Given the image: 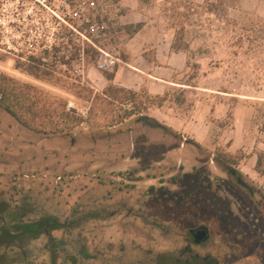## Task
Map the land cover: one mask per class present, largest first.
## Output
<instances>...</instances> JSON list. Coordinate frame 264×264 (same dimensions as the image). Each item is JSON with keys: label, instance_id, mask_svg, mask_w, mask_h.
I'll return each mask as SVG.
<instances>
[{"label": "rangeland", "instance_id": "374dc122", "mask_svg": "<svg viewBox=\"0 0 264 264\" xmlns=\"http://www.w3.org/2000/svg\"><path fill=\"white\" fill-rule=\"evenodd\" d=\"M16 1L2 0V3H6L7 13L10 15L8 18L12 16L13 19L16 16L13 11ZM23 1L24 5H18L16 11L21 21L20 27L16 30H23L24 26L25 30L32 29L37 42L34 48L37 52L35 56H41L42 60L49 64L55 62L53 68L61 70V73H55L68 83L56 85L37 80L17 68L16 63L27 61V56L31 55L27 53L25 45H20L19 51L1 48L0 92L5 93L3 98L15 104L20 119L33 127L48 128L50 122L62 125L64 121L61 116L44 112L48 106L57 110L66 106V110L71 109L86 117V122L63 132L53 134L36 132L0 109V190L4 196H12L15 193L17 198H24L22 196L30 194L28 188L33 184L35 191L40 189L38 191L40 193L35 192L38 201H50L52 210L62 211L58 209V205H63L65 202L68 207L69 204H75V201L74 195L64 191L60 183L68 181L74 184L78 179L91 180L94 163L104 167L113 162L124 165L142 163L146 168L147 177H157L161 173L163 179L176 178L172 175L175 174L172 167L178 162L176 152H183V161L190 159L191 152L189 148L173 150V147H178L177 143L169 144L167 139H162L154 133L168 128L199 141L206 151L220 154L228 163L237 167L244 179L251 181L261 190L255 192L260 199L264 194V175L256 171L255 163L260 155L264 159V131L261 130L264 129V51H251L247 49L246 42L241 48L229 46L231 40H228L229 38L223 33V19L220 17L206 13L192 16L189 48L185 52L188 67L174 74L172 79L185 83L187 75L196 72L197 78L191 81V86L195 88L168 85L166 102L163 104L174 108L168 110L166 116H159L161 122L158 121V124L161 128L142 120L138 123V126L147 133V140L141 145L139 152L140 160H133L132 156L135 154L128 153L118 156L119 159L117 155H110L107 152V148L111 146L110 142L114 139L112 133L136 121L137 117L126 119L123 125L119 123L106 126L104 123L111 118L112 113L109 115L102 107H98L100 102H103L102 99L86 101L82 98V91L78 93L79 89L71 84L77 83L78 79L81 87H88L100 93L106 84L102 85L104 79L98 69L112 71L116 63V71H120V82L139 80L136 72H129L131 68L125 65V62L116 59L112 51L101 52L97 67L92 64L86 65L83 60L77 59L75 53H81L78 48L83 46L85 35L92 33L97 37L100 28H106V24L102 27L95 24L86 27L87 16L95 14L94 6L91 5L88 9L79 4L78 0ZM163 1L120 0L121 5L127 10L119 19L122 24L144 23L142 30L132 38H128L126 34L120 35L123 48L129 57L134 59L132 66L139 70L143 69L144 63L138 58L139 54L151 55L156 43L162 50L163 43L171 42L172 30L165 25L160 11ZM190 1L202 2V0ZM106 6L103 5V14L108 12ZM227 16L237 22H243L248 18L264 19V0H241L240 5L228 10ZM16 30L12 31V35L17 34ZM13 40L15 41V37ZM50 45H54L58 51L49 49ZM45 50L49 53V57H46ZM53 55L56 56L55 60ZM60 57L68 61L69 65H61L58 59ZM180 93L184 98L183 103L175 99ZM205 100L210 104L205 106ZM174 101L179 104H175ZM218 101L223 102L220 108L226 111L221 118L216 116L219 113L215 115L212 113V106ZM34 108L40 112L32 113ZM113 108L118 110V107L106 106L108 110ZM156 115V111L148 109L147 116L154 119ZM234 127L239 132L235 137L236 140L231 144ZM152 164L160 165L162 172ZM197 172L201 178H209L212 183L208 203L212 213L210 218L212 231L216 235L222 231L220 219L217 224L214 223V216L218 213L223 217L229 238L235 233L233 227L235 215L228 213L231 211H227L223 201H232L231 210L236 212L235 208L239 207L237 203L239 190L237 188L232 190L231 187H225L223 182H219L226 178L225 174L213 169L209 172L204 170ZM217 184L222 187L218 188ZM44 188L46 191L43 193ZM16 197L10 198L17 199ZM82 199L83 205L88 206L87 202L92 198L87 192ZM57 236L63 237L66 244L94 242V236L87 230L82 231L81 234Z\"/></svg>", "mask_w": 264, "mask_h": 264}, {"label": "flooded vegetation", "instance_id": "af4514ba", "mask_svg": "<svg viewBox=\"0 0 264 264\" xmlns=\"http://www.w3.org/2000/svg\"><path fill=\"white\" fill-rule=\"evenodd\" d=\"M136 119L112 133L110 155L135 154L132 159L140 160L147 133L138 123L161 125L151 118ZM154 133L177 143L173 150L191 152L188 161H183V152H176V178L163 179L161 173L147 177L142 163H94L91 180L60 183L75 201L68 207L65 202L58 205L62 211L52 210L50 201H38L35 192L40 189L35 191L33 184L21 199L0 190V264H264V194L260 199L255 194L261 190L199 141L168 128ZM155 168L162 172L160 165ZM212 169L226 175L219 180L225 187L239 190L236 212L232 201H223L235 215L233 237L227 238L218 213L214 223L220 219L222 231L216 235L211 228L212 183L197 171ZM87 192L92 199L85 206L82 197ZM85 230L94 236L91 244H66L57 236Z\"/></svg>", "mask_w": 264, "mask_h": 264}, {"label": "trees", "instance_id": "16d2710c", "mask_svg": "<svg viewBox=\"0 0 264 264\" xmlns=\"http://www.w3.org/2000/svg\"><path fill=\"white\" fill-rule=\"evenodd\" d=\"M78 2L88 9H90L91 5L95 7L93 8L95 14L87 16L86 27H90L93 24L102 27L103 24H106V28H100L97 37L92 33L85 35L86 40L82 41L83 46L78 48V50H81V53H75L77 59L83 60L86 65L92 64L97 67L101 52L106 51L110 53V51H112L115 53L116 59L128 62L130 57L122 46L123 40H121L120 35L126 34L128 38H132L142 30L144 23L136 22L122 24L119 19L126 14L127 10L121 5L120 0H78ZM240 3L241 0H202L201 3H196L190 0H164L160 5V11L165 25L172 30V39L170 42L171 50L174 52H187L189 48L188 38L192 32L190 29L193 21L192 16L206 13L223 19V33L229 38L228 40H231L229 46L241 48L242 44L246 42L247 49L258 52L264 51V19L248 18L243 22H237L227 16L228 10L236 8ZM103 5H108L106 6L108 12L105 14L102 13ZM50 49L55 50L56 52L58 51L54 45H51ZM45 54L46 57L50 56L46 50ZM53 56L55 57V60L56 56ZM142 56L148 62H155L154 49L152 50L151 55L142 53ZM42 59L41 56L29 55L27 56V61L16 63V67L37 80L48 81L56 85L66 82L65 80H62L61 76L55 73L61 71L53 68L55 62L52 61V63L49 64ZM58 59H60L59 61L61 65H69V62L62 60V57ZM186 66L188 67V60H186ZM116 69V63H114L112 71L98 69L101 75L107 80L106 86L100 93H96L88 87H81L78 79V82L72 83L71 86L78 88V93L82 91V98L86 101L102 99L104 103L100 102L98 107H102L109 115L112 113L111 118L104 123L106 126H113L122 123L132 116L141 117L143 119L151 118L147 116L148 109L152 106L161 107L166 101L167 92L162 95H152L146 90L134 91L116 85L113 83ZM196 76V72L187 75V81L183 84L192 85L191 81H193ZM1 92L0 109H3L16 121L33 131H44L45 133L53 134L75 128L83 122H86V117L71 109L66 110V106L60 110L55 108L52 109L48 106L45 108L44 112L49 115L58 114L61 116L64 121L62 123L63 126L59 125V122V124H57V122H50L48 128L30 126L20 119L18 111L15 108L16 105L5 100V97L3 98L5 93H3V91ZM75 94L77 95V93ZM175 99L176 101L179 100L180 103L184 102L182 93L177 95ZM176 101H174L175 104H179ZM108 105L118 107V110H115L114 108L108 110L106 109V106ZM119 110H121V112H119ZM39 112L40 111H37V108L32 109V113L34 114ZM89 114L91 116V112ZM153 120L157 122L155 119ZM261 130L264 131V129ZM255 169L257 172L264 175L263 156L260 155L257 157ZM3 237L10 238V235L4 234Z\"/></svg>", "mask_w": 264, "mask_h": 264}, {"label": "crops", "instance_id": "0c3cea01", "mask_svg": "<svg viewBox=\"0 0 264 264\" xmlns=\"http://www.w3.org/2000/svg\"><path fill=\"white\" fill-rule=\"evenodd\" d=\"M154 51H155V62L154 63L148 62L146 59L143 58L142 54H139L138 58H141L144 61V63L142 64L143 69L141 70L132 66L133 61H134L133 58H130L128 62H125V65H127L128 67L132 69V70L130 69L129 72L135 71L139 80H135V81L124 80L120 82V79H121L120 71L117 70L115 71L113 83L118 84L119 86H122L128 89H132L134 91L145 89L149 94H152V95L164 94L169 87L168 85H173V86L178 85L181 88L194 87L191 85L183 84L182 81H174L172 79V76L174 74H177L178 72H182L184 69H186L187 57H186L185 52L172 51L170 48V42L163 43L162 50L159 49V45L156 43ZM101 77L104 79V82H102V85L107 84V80L102 75ZM219 93H225V92H219ZM209 104L210 103H208V100H205V106ZM221 104H223V102L218 101L217 103H215L214 106H212V113L213 115L219 113L218 115H216L218 118H221L226 114V111L220 108ZM173 108L174 106H170V105L165 106V104H163L161 107L152 106L149 108V110L156 111L157 115L154 117V119L157 122L158 121L161 122L159 116L160 115L166 116L167 111L173 110ZM233 130H234V137L231 140V144H233V142L236 140L235 137L237 136L239 132L238 129L235 127Z\"/></svg>", "mask_w": 264, "mask_h": 264}, {"label": "built area", "instance_id": "2783aa9c", "mask_svg": "<svg viewBox=\"0 0 264 264\" xmlns=\"http://www.w3.org/2000/svg\"><path fill=\"white\" fill-rule=\"evenodd\" d=\"M24 5V1L19 0L16 1V6L14 8V13L16 16L12 19L8 18L10 15L7 13L8 9L6 7V3H2V0H0V49L3 50H12L13 51H19L20 45H25V48L27 50V53L31 55H36V51H34L35 46H37L36 39L34 38V35L32 34V29L25 30V26L23 30H16V28H19L21 25V21L19 20L18 11L19 6ZM15 23V24H14ZM16 30V35H12V31ZM15 37V41L13 38ZM14 41V42H13ZM19 42V43H18ZM17 43V45H16ZM45 47V46H43ZM51 45L49 46L50 49ZM1 49V50H2Z\"/></svg>", "mask_w": 264, "mask_h": 264}, {"label": "water", "instance_id": "95a60500", "mask_svg": "<svg viewBox=\"0 0 264 264\" xmlns=\"http://www.w3.org/2000/svg\"><path fill=\"white\" fill-rule=\"evenodd\" d=\"M150 119V118H149ZM152 120V119H151Z\"/></svg>", "mask_w": 264, "mask_h": 264}]
</instances>
